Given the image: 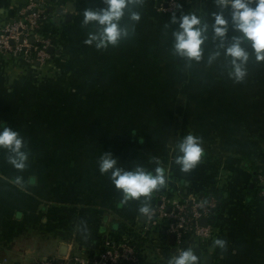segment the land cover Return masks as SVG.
<instances>
[{
    "label": "crops",
    "instance_id": "1",
    "mask_svg": "<svg viewBox=\"0 0 264 264\" xmlns=\"http://www.w3.org/2000/svg\"><path fill=\"white\" fill-rule=\"evenodd\" d=\"M18 1L0 0V25L31 0ZM168 1L141 0L134 33L107 49L85 43L96 28L83 24V10L102 7L104 0L37 2L48 15L44 29L66 42L53 53L56 77L43 79L18 58L0 62V126L19 130L30 153L29 166L18 170L0 149V264L45 258L75 264L72 256L94 259L106 243L126 239L140 261L124 264H167L189 247L200 264H264V62L253 56L239 83L228 76L224 56L209 66L206 53L186 66L171 51L176 25ZM184 10L209 22L217 11L214 0L186 2ZM121 23H129L127 14ZM206 47L213 48L211 37ZM189 132L217 152H205L195 169L182 172L176 145ZM105 150L128 169L140 164L153 170L158 160L166 186L150 200L123 202L109 175L99 171ZM16 176L24 178L23 187L13 182ZM213 188L215 194L207 195ZM165 195L216 196L218 211L207 218L210 238L179 241L164 218L140 213L144 203L151 210ZM216 237L227 241L226 249L213 247Z\"/></svg>",
    "mask_w": 264,
    "mask_h": 264
},
{
    "label": "clouds",
    "instance_id": "2",
    "mask_svg": "<svg viewBox=\"0 0 264 264\" xmlns=\"http://www.w3.org/2000/svg\"><path fill=\"white\" fill-rule=\"evenodd\" d=\"M141 0H104L102 7H89L83 10V24H92L86 44L97 49L117 46L135 31V22L141 19L136 10ZM174 10L171 23L176 25L172 32V54L186 61L191 67L193 62L205 60L215 64L224 56L229 60L226 65L228 76L234 82H243L248 75V63L254 56L257 62H264V0H214L217 11L210 13L211 21L196 11H184L181 0H172ZM127 14L129 23L121 21ZM211 37L213 48L206 45ZM175 163L182 172H190L202 161L205 149L202 137L189 132L176 145ZM0 149H7V159L14 168L26 169L30 153L25 138L19 130L10 125L0 126ZM118 157L111 151H104L98 160L99 171L108 174L113 185L122 192L123 202L150 200L151 195L165 187L168 182L165 167L157 160L153 170L137 164L128 169L119 165ZM34 177L30 182H34ZM13 182L24 186V178L16 176ZM140 213L149 214L150 206L144 203ZM87 233L86 228L81 229ZM86 238V237H85ZM213 247L226 249L227 241L216 237ZM201 257L194 248L189 247L173 254L167 264H200Z\"/></svg>",
    "mask_w": 264,
    "mask_h": 264
},
{
    "label": "built area",
    "instance_id": "3",
    "mask_svg": "<svg viewBox=\"0 0 264 264\" xmlns=\"http://www.w3.org/2000/svg\"><path fill=\"white\" fill-rule=\"evenodd\" d=\"M187 3L191 0H181ZM170 13L174 10L172 0L168 1L165 7ZM47 14L33 0L21 7L18 15L0 25V62L15 61V58L25 61L34 66L39 76L43 79L56 77L58 64L52 53L51 46L61 42L58 31L44 29L47 22ZM33 39V40H32ZM13 69L17 64H11ZM59 73V72H58ZM260 179L264 183V174ZM261 197L264 199V189L261 190ZM219 208V201L216 196L209 198L195 195L185 200H178L168 196H160V202L151 210L150 215H158L165 219L169 232L178 236V240L186 235H196L202 239H208L212 233V226L203 225V218H211ZM111 243L106 245L97 253L94 259L80 256H72L75 264H124V262L140 261L133 244L129 242ZM40 264H56L53 258H45Z\"/></svg>",
    "mask_w": 264,
    "mask_h": 264
},
{
    "label": "water",
    "instance_id": "4",
    "mask_svg": "<svg viewBox=\"0 0 264 264\" xmlns=\"http://www.w3.org/2000/svg\"><path fill=\"white\" fill-rule=\"evenodd\" d=\"M20 4H26L27 3V1L26 0H19L18 1ZM36 2H39V0H36ZM47 2H50V0H47ZM43 7H45V4H43ZM49 10H52V7H49L48 8ZM59 12L61 13L62 12V9H60L59 10ZM73 14H72V8H71V4H70V6H69V14H68V17H67V20H71L72 19V16ZM59 19V17L56 19V20H58ZM33 40V39H32ZM54 51H55V47L54 46H51L50 48H49V52L50 53H54ZM60 50H57L56 52H59ZM207 222H208V219L207 218H203L202 220H201V223H204V224H207ZM172 238H176V236H175V234H173L172 235Z\"/></svg>",
    "mask_w": 264,
    "mask_h": 264
},
{
    "label": "trees",
    "instance_id": "5",
    "mask_svg": "<svg viewBox=\"0 0 264 264\" xmlns=\"http://www.w3.org/2000/svg\"><path fill=\"white\" fill-rule=\"evenodd\" d=\"M195 1H197V0H191V3H195ZM182 3H183V7H184V9H185V5H186V1H181ZM183 9V10H184ZM185 11V10H184ZM55 61L57 62V59H55ZM58 64H59V62H58ZM47 79V78H46ZM203 146H204V149H205V152H210L211 154H215L216 152H217V150H215V149H212V148H209L207 145H205V144H203ZM209 194H207V195H212V194H215V188H213V189H210L209 191ZM207 193V192H206ZM206 193H204V196H206L207 197V195H205Z\"/></svg>",
    "mask_w": 264,
    "mask_h": 264
}]
</instances>
